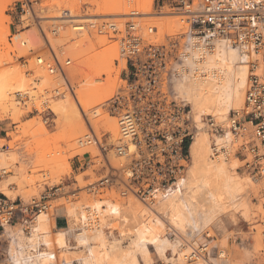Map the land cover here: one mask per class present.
Instances as JSON below:
<instances>
[{
    "label": "built area",
    "instance_id": "built-area-1",
    "mask_svg": "<svg viewBox=\"0 0 264 264\" xmlns=\"http://www.w3.org/2000/svg\"><path fill=\"white\" fill-rule=\"evenodd\" d=\"M37 1L19 0L11 15V44L28 46L30 30L38 36V42L18 58L29 83L13 92V101L26 111L25 117L38 116L48 124L58 118L53 109L56 101L68 97L73 100L86 126L75 143L97 151L84 153L88 158L84 165H101L104 171L86 186L90 195L108 190L113 191L114 200L133 196L150 204L165 199L179 186L188 170L187 143L200 126L176 85L188 64L196 63L200 55L219 43L234 46L250 66L251 75L243 107L225 119L211 115L202 120L201 126L220 134L229 131L233 136L230 144L215 145L214 155L227 158L233 141L237 142L235 155L242 162L237 170L243 169L254 181L264 177V0H200L198 8H193L194 0H175L179 11L171 14L181 18L174 29L158 20L168 14L162 11L128 15L126 21L118 15L85 18L69 9L61 10L56 17H40ZM24 16L32 18L29 25H25ZM66 29L72 33L68 41L62 36ZM91 30L116 43L119 60L115 65L122 66L112 94L95 105L84 103L78 92L85 82L81 40L85 34L90 37ZM101 113L117 121L118 138L103 128L96 129L94 121ZM16 124L6 117L0 120V131L7 136L10 129H4V125ZM65 187H46L28 201L0 192V235L7 225H21L24 231H31L37 217L49 213L54 201L74 198L81 190L65 191ZM80 207L74 220L79 228L101 224L103 208H95L94 200L87 199ZM104 229L110 232L112 227L108 224ZM206 238H211L209 232ZM209 242L192 245L186 261L209 257L215 248ZM217 254L226 256L222 249ZM4 261L0 254V264ZM154 264L180 263L175 256Z\"/></svg>",
    "mask_w": 264,
    "mask_h": 264
},
{
    "label": "bare ground",
    "instance_id": "bare-ground-1",
    "mask_svg": "<svg viewBox=\"0 0 264 264\" xmlns=\"http://www.w3.org/2000/svg\"><path fill=\"white\" fill-rule=\"evenodd\" d=\"M12 1L14 0H0V14L5 12L7 5ZM54 1L55 0H47L45 6L53 5ZM63 1H71V3L76 6L87 3L90 6L97 7L98 11L107 14L83 13L80 8L67 7L65 4L57 5V14L51 15H41L39 14V10L42 11V8L40 6L38 7L39 9L35 8L40 17H56L61 10L69 9L73 14L85 16V18L118 15L121 17L124 16L123 18L127 19L125 16L128 15L151 13L150 11L140 10L136 5L140 6L142 9H147L154 3V0ZM132 1H134L136 5H132ZM10 19L13 21L11 15ZM23 20L25 25H29L32 18L30 16H24ZM170 23L166 24L165 21L164 24L167 25V28L172 29L173 25ZM10 28L5 30L0 29L2 32L1 34H3V39H6V35L9 34ZM27 34L29 35V45H35L38 42L37 34L33 32V30L28 31ZM86 39H88V44H86L85 39L81 40L80 59L81 63L86 65L87 70L82 73L85 82L81 84L79 95L84 103L95 105L112 94L117 80L120 77L122 66L115 65V60H119L117 45L115 43L108 44L104 38L101 43H99L102 50L100 49L101 51L95 52L94 57L90 60L92 52L89 50L92 45L96 46V44H91V40L89 38ZM22 54L20 53V55ZM3 65V60L0 58V108L4 110L3 114L0 115V120L4 119L5 116L12 118L13 115V122L18 123L21 121V115L18 112L16 113L15 109L13 111L15 106L12 101V104L9 102V98L11 99L9 94L12 89L20 90L27 87L26 76L22 74V70L20 73L18 70H15V66L9 69L6 66L3 67ZM115 66L119 67V69L115 68ZM103 75H106V77H103ZM250 75V66L242 58L238 50L234 46L225 43H219L215 49L200 55L196 63L188 64L176 88L187 99L191 106L192 117L198 122L200 128L197 130L194 139L190 143L188 170L184 180L179 183V186L165 199L158 200L151 204H143V206L139 203L123 202L121 200H112L109 198L96 200L95 208L98 210L103 208L101 224L92 228H78L80 232L78 231L79 233H75V238H77L78 241H76L79 244H76L78 245L76 248L83 249L76 252L73 251L74 246L71 247L72 244L70 245L67 232L61 229L54 231L52 229L51 214L42 213L37 217V222H35L37 224L33 227L34 229L30 236H25V234L20 231L18 235L16 234V236L13 237V241H15L14 245L16 246L15 249L10 250V254L8 253L10 256V264H142L141 260L143 263L153 264L151 247H154L165 260H173L175 256H169L167 251L171 248H174L172 249L173 252L176 250L179 251L177 246H179L180 243H174V240L172 241L167 237V227H169L168 229L170 230L178 231L183 237L188 227L193 230L198 229L197 212L198 209H200L199 207L203 208L202 211L204 210V213H210L211 217L216 213L218 215L219 212L221 213V210L227 208V196L234 194V199H232L231 196L230 198L228 197L229 199L227 200L232 203L234 201L237 202L240 197H238L239 195L235 196V192H242L244 188H247L245 187L246 183L250 184L243 179V176H235L233 173L231 174L229 172V162L223 159H214V157H212V150L215 144L227 143L228 145L231 143L233 140L231 133L229 131L225 134L215 133L211 132L209 128L201 126L202 120H205L211 115L220 119L221 116H228L232 110L236 111L244 105L245 89L249 84ZM68 100L67 98L58 100L53 105L54 111L58 114L57 123L60 130L57 132L50 133L43 124L38 125L32 122L30 124H26L25 122L18 126L16 124L17 128L19 127L23 130V133L33 136V138L39 136L35 142V144H37L36 147L39 145L38 148L40 149L41 147L42 153L48 154L49 156L52 153L51 147L55 145L59 139L64 138L70 141V144L67 145L70 150L74 151H71V153L65 150L59 157L64 164H62V166H64L63 170H61L62 168L56 169V171L53 170L54 173L52 175L53 171L48 169L51 170V174L49 173L53 178H51V180H54L55 177L57 178L62 174L72 173L73 167L70 159L76 154L85 153L92 148L78 149L80 147L77 148L75 141L71 143L81 131L82 124L78 114L79 111L74 103ZM10 108H12V110ZM9 110L13 111V114H8L7 112ZM94 124L96 128L101 127L105 131L112 133L114 138L119 137L117 121L114 118L97 119L94 121ZM8 135L12 136L14 134L10 131ZM224 137L228 139L231 137V139L221 141ZM6 142H8L6 138H0V160L4 162L3 156L6 164V157H9L8 161L11 160L10 158L14 159L13 161H17L19 158V160H21L22 156L14 151L15 145L12 148L14 150H1ZM10 145L13 144L10 142ZM43 150H45V152ZM26 151L29 152L28 150ZM17 178L18 177L15 179L17 180ZM19 179L18 182L20 181V183L23 184L24 179ZM30 181H34V177H28V182L30 183ZM3 185L4 183L2 186ZM1 188L0 190H4L8 195L12 194L7 188ZM241 197H244V195ZM246 198L245 196L243 200L245 201ZM246 202L243 203L242 201L241 204H248V202ZM244 205H242V207ZM246 207L244 208L247 209ZM72 211L74 212V210ZM245 214L247 213H242V215L247 216ZM82 216H84V214H82ZM112 221L118 223H116L118 226L117 229L119 230L118 234L123 238L122 240L126 239L129 241L127 248H122L120 240H116L115 238V240H110L108 238L104 225L113 223ZM49 223L51 229H49ZM47 227H49L48 231ZM41 231L43 232L41 233ZM4 235L5 231L0 235V238ZM42 245H44V248H41ZM58 252L61 254L56 255ZM200 259H198L199 261L196 260L197 264H206Z\"/></svg>",
    "mask_w": 264,
    "mask_h": 264
},
{
    "label": "rangeland",
    "instance_id": "rangeland-1",
    "mask_svg": "<svg viewBox=\"0 0 264 264\" xmlns=\"http://www.w3.org/2000/svg\"><path fill=\"white\" fill-rule=\"evenodd\" d=\"M18 1L19 0H14L11 3H9L6 7L5 12L3 14H0V29L5 30V29L10 28V24L12 22L10 19V15H13V13L16 12L17 7L19 6ZM188 1L191 2L192 0H188ZM199 3H200V0H194L193 8H198ZM46 4H47V0H38L37 3H35V7L37 9H39L38 8L39 6L42 8V11L39 10V12H40L39 14H41V15L57 14V11H58V10H56V8L58 7L57 5H61V4H65L67 7L80 8L81 12H83V13H90L91 12V13H97V14H107V13H103L101 11H98L97 7L90 6L87 3H83L79 6H76L75 4H72L71 1L64 2L63 0H55L54 4L51 6H45ZM132 5H136L134 3V1H132ZM136 7L142 11H147V12L150 11L151 13L152 12H158V11L168 13V14H166L165 17L158 18V20L162 21V23H165V21H166V24L171 22L170 24L173 25L172 29H174V27H176L177 23L179 22V20L181 18L180 16H176L175 14H171L173 12L179 11L177 9L178 5H177L175 0H154L153 5H151L147 9H142L140 6H137V5H136ZM113 14H118V13H113ZM125 17H127V16H125ZM120 20L126 21L127 19L123 18ZM1 33L2 32L0 31V58L3 60V64H4L3 67L6 66L7 68L11 69L15 66L14 69L18 70L19 73L22 70L21 72L24 75V70L22 69V67L20 65L21 64L20 60L18 58L22 55L27 54L28 48H30L31 45L28 44V46L25 47V46H21L18 44H11L9 42V34L11 33V28H10L9 34L6 35V39L5 38L3 39V34H1ZM90 35L91 36L89 37L88 34H85V38H84L85 41L87 42L86 44H88V41H87L88 39H86V38H89L91 40V41L89 40L91 44L92 43L96 44V46L92 45V47H91L92 50L91 49L89 50L92 52L90 60L94 57L95 52L102 50V47L100 46L99 43H101L103 38L106 39V42L108 44L115 43L114 41H110L107 38V36H104L102 34L97 33L96 30H91ZM62 36L65 38V41H68L72 37V33H71L70 29H66L65 31H63ZM20 46H21L22 50L20 49ZM22 52H23V54H22ZM20 53L22 55H20ZM12 64H14V65H12ZM16 64L18 67L16 66ZM115 68L119 69V67H116V66H115ZM85 70H87L86 65H85ZM25 78H26L27 83H29V79H27V77H25ZM80 88L78 89L79 91H80ZM14 91H16V89H12L11 93L9 94L10 95L9 97H11V99L9 98V102L11 103V101H12L13 105L16 107L15 108L12 105L14 107L13 111L15 109L16 113L18 112L21 115V117H20L21 121H19L17 123V126L22 125L25 122H26V124L27 123L30 124L32 122V123H37L38 125L43 124L50 133L57 132L60 130L58 123H57L58 118L56 120L50 121L48 124H46L38 116L25 117L26 111L20 110L15 105V103L13 101L14 100V97H13ZM245 92H246V89H245ZM67 99H69L68 101H70L71 103L73 102V100L70 97H68ZM242 107H243V105L239 109H241ZM10 109L12 110V108H10ZM0 110L2 111V114H3L4 110L2 108H0ZM11 110H9V111H11ZM9 111L7 112L8 114L13 112V111H11V112H9ZM232 112H233V110L231 111V113ZM78 114L80 116L82 129L79 132V134L77 135V137L86 131V126H85L84 120L82 119L79 112H78ZM6 117L7 116H5L4 118H6ZM226 117L227 116H224V117L221 116L220 119H222V118L225 119ZM12 118H13V115H12ZM106 118H110V117L107 114L101 113L97 119H106ZM17 126L11 127L10 125H4L3 128L4 129L9 128L10 131L13 132L14 135L8 136V134H7V136L6 135L0 136V138H6L8 140V142H6V144L4 143V145H3L4 147L1 148L2 151L12 149L13 146L15 145L14 146L15 150L14 149H12V150H14L16 153H19V155L22 156L21 160H19L20 159L19 158L17 161H13L14 159H12V158H10L11 160L8 161L9 157L8 158L6 157V160H7V164H6L4 156L2 155L4 162L0 160V163H1L0 164V184H1L0 186L7 188L9 190V192H11L12 194L8 195L7 193L4 192V190H0V192L1 193L4 192L6 195H8L12 199L22 198L24 201H28L31 197L40 195V193H42L46 187L53 186L56 184H64L66 186L65 191H72L73 189H76V190L81 189L79 191V193L76 196H74V198H72L71 196H67V197H62V198L54 201L53 202V208L51 209V211L49 213L51 214V217H52V221H51L52 229L54 231H58L61 229V230H65L67 232V237L69 239L70 245L72 244L71 247L74 246V250L72 249L73 251L76 252V251L83 249V248H76L78 246V245H76L78 243L77 242L78 240L75 237H76V234L79 233L80 231L78 230L79 226L76 224V221H74V220H77V215H78L77 212L81 208L80 207L81 204L84 201H86L87 199L94 200V201H96L98 199H105V198L113 199V191L106 190L104 193H101V194L90 195L88 193V191L86 190V186H88L90 183L97 181L104 174V171H101V165H95V166L89 165L88 166L87 164H85L83 166V168H81L80 170L75 171V169L73 168L72 173L62 174L61 176H58L57 178L55 177L54 180H51V178H52V176H50L51 170L56 171V169L58 170L59 168L60 169L62 168L61 170L64 169L63 168L64 166H62L63 162L59 158L61 156V154H63V152L65 150H67V152H71V151L73 152L74 151V150H70V148L68 146L70 144V141H68V139H64V138L59 139L55 143V145H53L51 147L52 153L49 156L48 154L42 153L41 147H40V149L38 148L39 145L36 147L37 144H35V142L37 141L39 136H36L35 138H33V136H29V135L23 133V130L19 127L17 128ZM96 129L99 130V128H96ZM10 131H8V133ZM211 132H213V131H211ZM76 138H75V140H76ZM230 139H231V137L229 139L224 137V139L221 141L230 140ZM75 140H73L71 143H73ZM10 142L13 145H10ZM213 144H214V141H213ZM213 144H212V146H213ZM238 144L239 143L233 141V147H232L230 154L227 158L223 157V156L214 155V153H212L213 154L212 157H214V159H223V160H226L227 162H229V164H228L229 172L231 174L233 173V175H235V176H239V177L243 176V179L245 181H248V183H250V184H247L245 182L246 183L245 187H247V188H244L245 190L243 189L244 191L242 190V192L239 191L241 193V196L244 195V197L246 196L248 199L246 198L244 201L243 200L244 197H241L239 192H238L239 194L237 192H235V196L239 195L238 197H240L241 200L239 198L238 199L239 201L238 200H237V202L234 201L233 202L235 204V207H234V204L231 201L229 202V200H227L231 196H232V199H234V197H233L234 194H230L226 198V202L229 205V206L227 205L226 206L227 208H225L227 210H225V209L221 210V213L219 212L218 215L216 213V214L212 215L213 217L210 216V213L209 214H207V212L204 213L205 211L204 210H203L204 212L202 211L203 208L199 207L200 209H198V212H197V214H198L197 215L198 216L197 217L198 229L193 230L190 227H188V229L186 230V234L183 235V237L181 234H179L178 231L170 230V229H168L169 227H167V230H166L167 237H169L172 241L174 240L173 241L174 243H178V244L180 243V245L177 246V249H179V251L176 250L175 252H173L172 249H174V248H171L167 251V254L169 255L170 252H173L172 256L179 255L178 259H179L180 264H197V261H199V260L191 261L188 263L185 259V255L188 254L192 250V245L197 246L200 243H204L206 240H210V242H209L210 247L211 246L215 247L213 249V252L210 254L209 257H207L206 259H204V258L200 259V260H203L204 263H206V264H264V177L262 179H259L258 181H254L250 177V175L248 173H246L243 169L237 170V167L242 164V162H240L239 159L235 155ZM26 145H27V147H26ZM215 145H217V144H215ZM10 146H12V147H10ZM30 146H31V149H30ZM76 146L78 148L77 144H76ZM78 149H82V148L80 147ZM83 149H85V148H83ZM26 150H28L29 152H27ZM43 151L45 152V150H43ZM90 151L93 152V154L97 153L96 149H94L93 147L90 149ZM212 152H213V150H212ZM41 154H44V155H41ZM83 155H84V153L76 154L74 157H72L70 159L72 167H73L72 160L74 158H76L77 156L82 157ZM20 156H18V157H20ZM188 157L190 158L189 155H188ZM217 157H219V158H217ZM0 158H1V156H0ZM60 162H61V164H60ZM56 164H58V165H56ZM52 168H54V169H52ZM48 169H51V170H48ZM4 170L6 171V173L3 172ZM54 171L52 172V175H53ZM54 175H56V174H54ZM13 176L15 178L18 177L17 180ZM28 177H32V178L34 177V181H30V183H29ZM19 178L24 179L23 184H21L20 181L18 182V180H20ZM8 179H10V180H8ZM247 179H249V180H247ZM3 183H4V185L2 186ZM6 184H7V187H6ZM19 184H21V185H19ZM250 186H251V188H250ZM1 187H0V189H2ZM245 191H247V192H245ZM238 197H236V198H238ZM232 199H230V200H232ZM121 201H123V202L127 201L129 203L134 202L136 204L139 203V204H142V206H143V204H145L133 196H130L127 199H121ZM242 201H243V203L247 201L248 204H246V205L241 204ZM239 202L241 204V207H240ZM242 205H244V206L242 207ZM56 206H59V207L56 208ZM152 206H154V205H152ZM236 206H238V207H236ZM244 207H246L247 209L249 208V209L247 210ZM234 208H235V210H234ZM72 210H74V212ZM225 212L227 213V215ZM243 212L244 213L246 212L247 214H245V215H247V216L242 215ZM57 218H63L66 221V225L64 227L57 228V225H56V219ZM208 218H209V220H208ZM35 222H37V219ZM35 222L33 223L32 227H31L32 228L31 231H26V230L24 231V228L21 225H16V226L7 225L6 226L5 235L2 238H0V254L2 255L3 258H5V261L3 262V264H10V260L7 259L8 253L10 254V250L15 249V246H16V245H14L15 241H13L14 240L13 237L16 236V234L18 235L20 233V231H21V233L25 234V236H30L33 232V229H34L33 227H35V225L37 224ZM112 222L113 223H110V226L112 227L111 231L110 232L107 231L108 238L110 240H115V239L120 240L121 244H122V248H127V246L129 245V241H127L126 239L122 240L123 238L118 234L119 233V230L117 229L118 223L115 221H112ZM48 226H50V228L47 227V231H48V228L51 229L50 223ZM42 232L43 231H41V233ZM206 232H209L211 234V238H208V239L206 238ZM11 238H13V239H11ZM43 246L44 245H42L41 248H44ZM219 249L225 250V253H226L225 258L218 257L217 251ZM151 250H152V260L154 263L159 262L160 260H165V258H162L161 254L157 250H155L154 247H151ZM58 254H61V253L58 252L56 255H58ZM169 256H171V255H169ZM141 263L146 264L145 262L143 263L142 260H141Z\"/></svg>",
    "mask_w": 264,
    "mask_h": 264
},
{
    "label": "crops",
    "instance_id": "crops-1",
    "mask_svg": "<svg viewBox=\"0 0 264 264\" xmlns=\"http://www.w3.org/2000/svg\"><path fill=\"white\" fill-rule=\"evenodd\" d=\"M0 136H5L4 131H0ZM86 161H88V158L85 156H82V157L77 156L76 158H74L72 160V163H73V168L75 169V171L83 168L84 163ZM56 225H57V228L64 227L66 225V221L63 218H57L56 219Z\"/></svg>",
    "mask_w": 264,
    "mask_h": 264
},
{
    "label": "trees",
    "instance_id": "trees-1",
    "mask_svg": "<svg viewBox=\"0 0 264 264\" xmlns=\"http://www.w3.org/2000/svg\"><path fill=\"white\" fill-rule=\"evenodd\" d=\"M190 145V142L189 143H187V146H189Z\"/></svg>",
    "mask_w": 264,
    "mask_h": 264
}]
</instances>
